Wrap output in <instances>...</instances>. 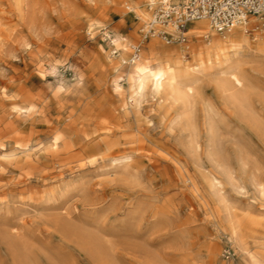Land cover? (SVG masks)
<instances>
[{
  "label": "rangeland",
  "instance_id": "1",
  "mask_svg": "<svg viewBox=\"0 0 264 264\" xmlns=\"http://www.w3.org/2000/svg\"><path fill=\"white\" fill-rule=\"evenodd\" d=\"M144 1L0 0V264H264V61L243 67L252 116L205 86L219 135L210 147L196 104L195 147L178 106L131 105L116 77L107 34L130 58L144 22L128 7ZM157 45L191 63L161 38L136 62Z\"/></svg>",
  "mask_w": 264,
  "mask_h": 264
},
{
  "label": "bare ground",
  "instance_id": "2",
  "mask_svg": "<svg viewBox=\"0 0 264 264\" xmlns=\"http://www.w3.org/2000/svg\"><path fill=\"white\" fill-rule=\"evenodd\" d=\"M160 1L145 0L143 3L133 4L132 7L129 6L128 8L129 11L135 13L136 18L142 19L143 24H146L152 18L153 10ZM166 1L182 5L181 0ZM249 23L259 24L258 32L251 37L244 32L246 26L236 24L225 33L221 32L220 36L213 37L207 43H197V45L187 42L179 43L182 44L179 49L180 52L184 50L191 52L190 64L188 63L189 59L182 53L163 49L159 45L155 47L154 58L150 57L153 59L149 63L136 62L131 57L125 56L126 39L123 35L114 33L111 36L107 34L110 39V50L113 56L117 58V65L121 67L116 77L124 76L123 89L126 90L127 101L131 105L138 106L143 95L151 94L157 98L158 102L167 100L170 106H178V120L182 122L184 128L189 130V135L192 137H190V141L195 144V147L198 143V128L194 120V108L196 104H201L206 132L211 139L210 142H212L210 147L215 145L213 139L215 137L217 139L218 134V127L214 120L216 109L212 101L205 96L204 88L206 85L211 86V91L215 95L213 98L231 108L238 115L245 117L254 115V111L248 104L249 95L253 90L252 82L250 83L251 79H248L243 67L246 63L264 61V14L253 16ZM210 28L211 26L205 18L191 19L186 22L185 34L187 33L186 30L193 33ZM166 30L175 36L171 27L166 28ZM150 38L158 37L152 36ZM159 54L163 58H160ZM120 85L117 83L118 88ZM259 94L261 93L257 94L259 100L264 102V96ZM210 178H212V186L215 187L220 184L219 178L217 179L216 176ZM234 232L237 233L236 230Z\"/></svg>",
  "mask_w": 264,
  "mask_h": 264
},
{
  "label": "built area",
  "instance_id": "3",
  "mask_svg": "<svg viewBox=\"0 0 264 264\" xmlns=\"http://www.w3.org/2000/svg\"><path fill=\"white\" fill-rule=\"evenodd\" d=\"M182 5L161 0L154 9L152 18L142 24L139 33L141 40L130 45L131 58H140L141 41L152 36L161 38L164 43L187 42L186 22L205 18L212 29L218 33L228 31L236 24L246 26L251 17L264 14V0H181ZM171 27L175 36L166 28ZM244 28V32L252 30Z\"/></svg>",
  "mask_w": 264,
  "mask_h": 264
}]
</instances>
